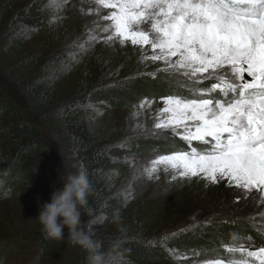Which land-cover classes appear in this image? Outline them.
<instances>
[{
    "label": "snow or ice",
    "instance_id": "6c2138e0",
    "mask_svg": "<svg viewBox=\"0 0 264 264\" xmlns=\"http://www.w3.org/2000/svg\"><path fill=\"white\" fill-rule=\"evenodd\" d=\"M92 5L94 27L86 28L91 43L131 46L139 63L157 65L148 76L159 74L176 85L159 98L160 106L146 97L136 107L154 111V135L170 134L186 149L157 155L143 174L158 179L163 171L174 182L200 180L206 187L223 182L250 202H264V0H92ZM51 7L61 5L53 0ZM223 247L240 258L203 264H264V246Z\"/></svg>",
    "mask_w": 264,
    "mask_h": 264
},
{
    "label": "rangeland",
    "instance_id": "374dc122",
    "mask_svg": "<svg viewBox=\"0 0 264 264\" xmlns=\"http://www.w3.org/2000/svg\"><path fill=\"white\" fill-rule=\"evenodd\" d=\"M20 1L26 3L33 0ZM58 2L61 7L56 9L51 7L53 3L51 0L52 19L49 25L34 31L20 52L16 54L4 52L3 55L0 53V73L5 74V78L17 81L22 78H33L40 70L38 74L46 73L47 65L52 59L50 55L56 52L61 54L62 63L58 69L62 73L56 77L51 71L49 76L55 83L56 92L61 96L77 91L86 81L94 85L110 86L116 81H126L127 77L148 76V73L156 70L155 64L139 63V52L131 46L121 48L117 45L113 48L106 46L101 40L91 43L87 39L86 28L94 27L92 25L94 17L89 12V8L93 7L92 0H67V3L58 0ZM8 21L0 30L2 48L9 43ZM94 34L101 38L104 35ZM80 44L84 45L83 50L79 49ZM69 52L72 53L71 57L68 55ZM35 55L40 61L36 67L34 65L26 68L18 67L17 63L27 61ZM171 90H173L172 86ZM142 92L137 95V99L129 100L122 107L97 111L93 119L92 126L99 145L112 144L128 152L124 159L127 168L109 172L105 177L106 183L111 186V193H121L126 198V205L119 214V221H113L101 233L112 235L129 231L130 237L143 246H147L145 237H151L155 241H158V237H167L168 240L175 238L177 241L172 242L175 245L181 244L180 238L182 240L186 238L182 244L208 246L209 242L218 239L215 236L217 226L225 223L240 231L243 229L249 231L253 224L264 230V218L260 215L264 213V202H250L243 192L234 187H228L223 182L218 186L206 187L200 180L174 182L163 171L157 174L158 179L150 180L146 174H143V169L157 155L169 154L172 150L178 149H170L169 144L172 139L170 134L152 133L154 111L136 107L146 97L154 98L157 102L155 107H158L159 98L166 93L163 91L160 95H152L144 90ZM134 112L138 114L133 115ZM181 142L186 149L185 143ZM60 160L65 176L68 172L81 169L74 157L61 154ZM0 194H2L0 195V242H5L3 243L5 246L0 247V252L7 246L13 249L15 246L13 241L19 243L27 239L25 244H31V235L41 231L36 218L41 203L32 199L25 200L27 195L25 187L13 182L0 187ZM91 197L93 202L97 200L95 195ZM91 207L93 216H84L83 219L98 221L101 217L95 211V207ZM225 230L227 229L218 230L217 234ZM189 231H193V234L186 237L185 234ZM158 243L155 242V245ZM55 244L57 245L53 246L54 251L50 254L57 255L45 257L42 262L38 260L35 264L53 262L81 264L79 257L75 259L76 254H82L81 250L67 243ZM25 253L21 250L18 253L21 257L16 256L14 260L0 264H29V259L22 258ZM194 253L196 256L191 260L182 262L171 259L166 263L158 259L154 251L149 249V259L135 264H203L204 260L218 259L215 257V247L204 249L202 253L198 251Z\"/></svg>",
    "mask_w": 264,
    "mask_h": 264
},
{
    "label": "trees",
    "instance_id": "16d2710c",
    "mask_svg": "<svg viewBox=\"0 0 264 264\" xmlns=\"http://www.w3.org/2000/svg\"><path fill=\"white\" fill-rule=\"evenodd\" d=\"M50 3L51 0H33L26 3H21L20 0H0V30L9 20V43L4 49L0 47L1 55L4 52H20L34 31L49 25L52 19ZM50 56L52 59L47 65L48 71L40 75V70L33 78L11 81L5 78V74L0 73V187L11 182L22 184L27 194L25 200L32 199L41 204L50 202L51 194L62 187L65 176L60 165L61 154L74 157L81 169L87 172L93 187L92 195L97 199L93 202V197L90 196L89 203L95 207L101 218L87 230L98 245V250L105 254L107 264L146 262L150 257L149 249L166 263L171 259L178 260L176 257L181 256V251L193 250L202 253L204 249L213 247L221 254L217 258L228 259L226 254L229 253L223 249V245L238 246V239H247L246 234L250 230L253 232L255 226L251 225L249 231L237 230L228 223L217 226L215 236L218 239L209 242L208 246L182 244L186 240L184 237L183 240L180 238L179 245L172 243L177 241L175 238L165 241L158 237V241H155L151 237H145L147 246H143L130 237L129 231L112 235L101 233L113 223L114 217L119 215L126 205V198L121 193H111V186L106 183L105 177L109 172L127 168L124 159L128 152L120 146L98 144L92 126L94 116L97 111L126 105L129 100L137 99V95L143 93V90L152 95H160L163 91L166 95L171 94L172 85H167L159 75L156 78L134 77L126 80L123 87L94 85L86 81L77 91L61 96L56 92L55 83L49 76L51 71L56 77L62 73L58 69L62 63L61 54L56 52ZM39 62V57L35 55L17 65L19 68L32 65L36 67ZM170 142V149H184L183 143L176 138L170 139ZM221 227L227 230L217 234L218 230H222ZM63 231L65 241L61 243L65 244L67 227ZM190 234H193V231L185 235L188 237ZM31 240L32 245L25 244L27 239L19 243L13 241V249L7 246L0 252V262L5 263L14 260L16 256L21 257V254H18L21 250L26 252L27 256L22 258L29 259V264H35L38 260L42 262L45 257L57 255L50 254L54 251L53 246L57 245L56 241L46 239L42 231L32 234ZM155 242H159L158 245H155ZM3 243L5 242H0V247L5 246ZM75 248L82 252L76 254L75 259L79 257L81 264H89L88 250L78 246Z\"/></svg>",
    "mask_w": 264,
    "mask_h": 264
},
{
    "label": "clouds",
    "instance_id": "9594fccd",
    "mask_svg": "<svg viewBox=\"0 0 264 264\" xmlns=\"http://www.w3.org/2000/svg\"><path fill=\"white\" fill-rule=\"evenodd\" d=\"M92 192L93 187L85 170L68 172L63 177L62 187L51 194L50 202L40 205L36 218L46 239L64 242L63 229L67 227V244L88 250L89 264H107L105 254L98 250V245L87 230L95 221L83 219L84 216H93L89 203ZM119 219L117 214L114 222Z\"/></svg>",
    "mask_w": 264,
    "mask_h": 264
}]
</instances>
